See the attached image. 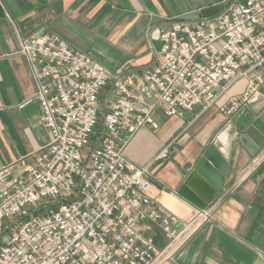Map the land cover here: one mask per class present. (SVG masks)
<instances>
[{
	"label": "built area",
	"instance_id": "1",
	"mask_svg": "<svg viewBox=\"0 0 264 264\" xmlns=\"http://www.w3.org/2000/svg\"><path fill=\"white\" fill-rule=\"evenodd\" d=\"M156 39L153 64L129 77L56 34L21 44L49 141L31 164L0 168V264H160L208 220L203 210L182 221L153 205L150 165L123 148L138 130H158L156 109L195 120L242 79L245 91L219 112L252 99L264 83V0H228L212 17L157 29Z\"/></svg>",
	"mask_w": 264,
	"mask_h": 264
},
{
	"label": "crops",
	"instance_id": "2",
	"mask_svg": "<svg viewBox=\"0 0 264 264\" xmlns=\"http://www.w3.org/2000/svg\"><path fill=\"white\" fill-rule=\"evenodd\" d=\"M227 1L0 0L5 14L0 17V168L21 158L31 164L49 141L39 120L28 61L19 54L22 43L40 33L56 34L107 63L112 72L129 77L153 64L157 29ZM246 84L245 79L236 82L195 120L190 113L166 117L156 109L158 130L140 129L124 145L126 159L138 167L150 165L153 205L182 221L196 211L209 215L160 264H264V149L251 156L239 142L264 97L256 93L231 115L219 112L231 97L245 91ZM211 142L228 164L222 190L201 210L178 192ZM170 143L168 158L156 160ZM149 235L159 249L166 246L156 225Z\"/></svg>",
	"mask_w": 264,
	"mask_h": 264
},
{
	"label": "water",
	"instance_id": "3",
	"mask_svg": "<svg viewBox=\"0 0 264 264\" xmlns=\"http://www.w3.org/2000/svg\"><path fill=\"white\" fill-rule=\"evenodd\" d=\"M226 4L227 2L202 9L199 12L182 17V20L212 17L220 13ZM4 15V11L0 6V17ZM155 44L157 50H159L160 43L157 42ZM93 58L105 67L110 68L107 63L96 57ZM257 93L264 97V83L257 89ZM239 142L242 143L251 156L256 155L264 149V104L257 113L255 119L250 123L244 133H242ZM227 164L226 158L218 150L216 144L211 142L202 152L193 169L184 179L178 194L198 209H204L222 190ZM208 186L211 188L209 189ZM190 191L194 195L190 193ZM180 228L181 225L175 229L174 234H176Z\"/></svg>",
	"mask_w": 264,
	"mask_h": 264
}]
</instances>
